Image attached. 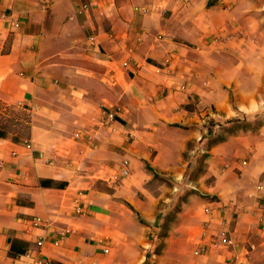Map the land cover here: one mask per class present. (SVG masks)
<instances>
[{
	"label": "crops",
	"instance_id": "1",
	"mask_svg": "<svg viewBox=\"0 0 264 264\" xmlns=\"http://www.w3.org/2000/svg\"><path fill=\"white\" fill-rule=\"evenodd\" d=\"M262 112L264 0H0V264H264V123L206 150L212 198L161 252L147 235L208 120Z\"/></svg>",
	"mask_w": 264,
	"mask_h": 264
},
{
	"label": "rangeland",
	"instance_id": "2",
	"mask_svg": "<svg viewBox=\"0 0 264 264\" xmlns=\"http://www.w3.org/2000/svg\"><path fill=\"white\" fill-rule=\"evenodd\" d=\"M8 111L11 116L18 118L19 122L15 126L11 125V127L18 132L27 133V127L24 122L27 115L14 108L9 109ZM239 118L243 121L247 120L246 123L249 122L250 125H248V127L251 129L254 127V123L264 122V112H262L259 116L255 114L248 116L240 115ZM196 145V142L189 141V149L184 151L185 158L190 161L187 165L183 178L173 181L165 177L166 182L163 183L164 186L171 188L176 187V189L170 193L168 199H160L157 203L158 209L160 210L158 215L160 216L159 222L161 226L158 225L157 228H151L147 234L150 239L154 240V253H156V251L161 252L164 246V238L168 236L170 230H172L174 226L176 211L180 209L181 206L188 204L190 196H193L192 198H196L197 200L203 198L206 195L204 183L208 184L212 181V177H208L206 180H201L202 175L206 171V163L204 161L203 152L196 147ZM190 149H195V151H191ZM201 183L203 184L201 185ZM157 186L158 185L154 186L155 190L158 188ZM164 233L166 234L165 237L162 236Z\"/></svg>",
	"mask_w": 264,
	"mask_h": 264
},
{
	"label": "trees",
	"instance_id": "3",
	"mask_svg": "<svg viewBox=\"0 0 264 264\" xmlns=\"http://www.w3.org/2000/svg\"><path fill=\"white\" fill-rule=\"evenodd\" d=\"M255 115L259 116V114H255ZM227 121L230 122L231 124L228 127L227 126L226 127H221L217 131H214V129H213L214 126L216 125V122L213 119H210L208 121V124H207L208 142H207L205 150L202 151L203 152V156H204V160H205V158L207 156L206 150L209 149L213 143L226 139L227 135L231 134L235 129H239V128L244 129V130L250 129L248 127V125H250L249 122L246 123L247 120L243 121L240 118L234 117V118L228 119ZM261 123H264V122H256V123H254V127L258 126ZM254 127H252L251 130ZM187 149H189L188 144H187ZM155 177H157L156 174H155ZM158 180L161 181V183H165L166 182V179L164 177H159ZM204 197L205 198L206 197L207 198H212L211 196H209L207 194ZM180 209H181V207H180ZM180 209H178L176 211V215L180 211ZM159 219H160V216L158 215L157 219H156V222H155V225L157 227H158V225L161 226V224L159 222ZM140 222H143V220L140 219ZM165 235H166L165 233L162 234L163 237H165ZM156 253H159V251H156ZM143 264H146V262H144Z\"/></svg>",
	"mask_w": 264,
	"mask_h": 264
},
{
	"label": "built area",
	"instance_id": "4",
	"mask_svg": "<svg viewBox=\"0 0 264 264\" xmlns=\"http://www.w3.org/2000/svg\"><path fill=\"white\" fill-rule=\"evenodd\" d=\"M87 8H88V4L87 3H82L81 5H79L78 10L79 11H82V10H86ZM88 41H89L90 44L93 45L95 43V36L94 35L89 36ZM117 112H118V109L117 108H112V109H106V110H104V119L106 121H109V122L114 121L116 119ZM26 146L28 148H30L31 147V142H26ZM123 172L124 173H127V170L124 169ZM39 220H40V218L37 217L36 218V221H39ZM220 239L223 242H227V243H230V244L233 243L232 239L230 237H228V233L226 231H222L221 232ZM37 243L39 245H42L43 244V238L39 239L37 241ZM251 247H253V245H251ZM202 249H203V247L201 246L200 248H198V249L195 250V253L196 254H199ZM32 264H48V262H45V261H43L40 258H34L33 261H32Z\"/></svg>",
	"mask_w": 264,
	"mask_h": 264
}]
</instances>
